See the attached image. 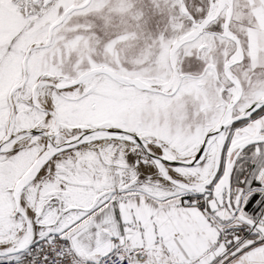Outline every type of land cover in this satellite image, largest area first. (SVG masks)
Returning a JSON list of instances; mask_svg holds the SVG:
<instances>
[{"label": "snow or ice", "instance_id": "6c2138e0", "mask_svg": "<svg viewBox=\"0 0 264 264\" xmlns=\"http://www.w3.org/2000/svg\"><path fill=\"white\" fill-rule=\"evenodd\" d=\"M0 264H264V0H0Z\"/></svg>", "mask_w": 264, "mask_h": 264}]
</instances>
